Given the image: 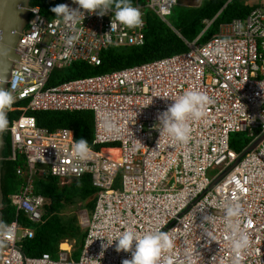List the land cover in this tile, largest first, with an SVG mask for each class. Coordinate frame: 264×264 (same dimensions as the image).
I'll return each instance as SVG.
<instances>
[{"label": "built area", "instance_id": "obj_1", "mask_svg": "<svg viewBox=\"0 0 264 264\" xmlns=\"http://www.w3.org/2000/svg\"><path fill=\"white\" fill-rule=\"evenodd\" d=\"M248 1L255 8L250 14L221 26L207 43L200 44V38L186 42V53L53 86L55 72L79 62L100 67L102 54L113 46H144L147 14L170 26L179 0H143L134 6L142 23L129 28L116 22L112 32V13H86L73 25L31 8L17 46L21 60L8 84L15 98L8 114H21L9 125L8 160L25 158L26 169L18 168V174L26 181L9 197L17 219L0 238L9 246L0 251L1 264H122L130 253L117 252L115 244L106 250L101 245L127 229L170 234L173 246L160 264H264V0ZM60 4L78 7L72 0ZM187 90L203 92L214 103L190 121V137L180 142L154 125ZM48 111L92 112L94 146L108 147H90V158L78 160L73 131L38 126L33 114ZM235 135L242 146L248 143L241 151L232 148ZM37 165L48 166L47 177L63 185L91 176L98 192L93 216H80L88 233L78 261L70 241L61 244L56 259L51 254L27 257L19 247L35 236L18 221L19 214L42 223L49 205L35 193ZM232 204L240 206L233 219L249 237L239 253L227 230L226 209Z\"/></svg>", "mask_w": 264, "mask_h": 264}, {"label": "trees", "instance_id": "obj_2", "mask_svg": "<svg viewBox=\"0 0 264 264\" xmlns=\"http://www.w3.org/2000/svg\"><path fill=\"white\" fill-rule=\"evenodd\" d=\"M65 0H32V7H39L46 16L52 14L51 9ZM133 6L143 3V0H132ZM248 0H202L198 7L176 6L173 10L170 26L160 20L154 13L147 14L146 43L142 47L113 46L102 54V65L94 67L87 63H75L71 68L54 73L50 85L74 81L115 71L140 66L157 60L173 57L189 51L186 42L204 44L219 34L223 25L230 24L238 18H244L255 8ZM208 23L211 26L208 28ZM208 28V29H207ZM40 128L56 131L69 129L76 135V140L85 138L89 146L96 150L104 149L105 145L94 146V115L90 111L82 112H36L33 114ZM20 113L8 114L9 125ZM241 136L232 139V148L241 151ZM11 152V139L7 138V158ZM113 153V152H112ZM24 157L12 162L4 161L2 188L4 194L3 215L5 225H10L17 219V210L11 204L9 197L18 194L25 184V177L18 174V168L26 169ZM35 193L47 198L49 205L45 208L42 223H33L22 213L18 221L35 232L33 239H24L19 247L31 258L51 254L55 259L65 241L74 242L75 257L82 250L87 229L81 225L79 215L72 211L80 207L93 216L97 203V190L93 187L91 176L85 175L77 182L63 185L59 178L48 176L36 183Z\"/></svg>", "mask_w": 264, "mask_h": 264}, {"label": "clouds", "instance_id": "obj_3", "mask_svg": "<svg viewBox=\"0 0 264 264\" xmlns=\"http://www.w3.org/2000/svg\"><path fill=\"white\" fill-rule=\"evenodd\" d=\"M78 7L73 8L68 4H58L51 11L56 18L62 19L64 23L76 24L85 20L86 13L105 16L112 13L111 32L116 30L117 23L135 28L142 23L140 11L133 6L132 0H72ZM75 37L68 39L72 44ZM5 81H0V135L9 129L8 109L15 102L12 92L4 87ZM165 111L158 115V123L154 127L161 135L167 133L180 142H187L190 137V121L200 119L204 115V109L214 101L205 93L196 90H187L179 98L173 100ZM74 156L78 160H87L91 156L89 142L85 138L75 140L72 145ZM240 206L229 205L226 209L227 230L232 233L231 243L233 250L239 253L249 244V237L244 229L240 227L238 217ZM204 221L213 222V217L205 216ZM208 235L211 237V233ZM214 238V237H213ZM105 239V238H101ZM102 249H107L115 244L117 252L131 254L130 259H124L122 264H160L162 254L173 246L170 234L165 231L139 233L133 229L121 232L115 240L105 239ZM103 257L104 252H101Z\"/></svg>", "mask_w": 264, "mask_h": 264}, {"label": "water", "instance_id": "obj_4", "mask_svg": "<svg viewBox=\"0 0 264 264\" xmlns=\"http://www.w3.org/2000/svg\"><path fill=\"white\" fill-rule=\"evenodd\" d=\"M32 0H0V81H5L4 87L8 88L16 62L21 60L17 46L21 35L27 29L30 21ZM8 131L0 135V238H2L6 225L4 221V194L2 188L3 166L7 158ZM254 144L251 150L256 147ZM77 182V180H74ZM218 181L214 182V186ZM8 244L0 240V251L7 250ZM0 255V264H1Z\"/></svg>", "mask_w": 264, "mask_h": 264}, {"label": "rangeland", "instance_id": "obj_5", "mask_svg": "<svg viewBox=\"0 0 264 264\" xmlns=\"http://www.w3.org/2000/svg\"><path fill=\"white\" fill-rule=\"evenodd\" d=\"M201 3H202V0H179V5L183 7H198L201 5ZM170 19L171 17L169 18V20ZM37 170L39 174L34 176V180H36V183H39L40 180L45 179V177H47L49 167L45 165H37ZM72 211L76 212L79 215V217L84 214L86 215V211H84L80 207L73 208ZM80 254H81V251L78 252V255L76 254V257L74 256V260L78 261Z\"/></svg>", "mask_w": 264, "mask_h": 264}]
</instances>
